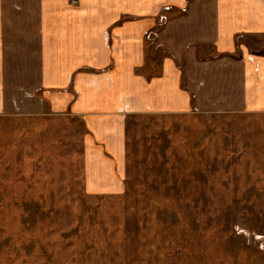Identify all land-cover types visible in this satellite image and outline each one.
Masks as SVG:
<instances>
[{"label":"rangeland","instance_id":"1","mask_svg":"<svg viewBox=\"0 0 264 264\" xmlns=\"http://www.w3.org/2000/svg\"><path fill=\"white\" fill-rule=\"evenodd\" d=\"M177 66L163 105L116 119L0 115V264H264V106Z\"/></svg>","mask_w":264,"mask_h":264},{"label":"crops","instance_id":"2","mask_svg":"<svg viewBox=\"0 0 264 264\" xmlns=\"http://www.w3.org/2000/svg\"><path fill=\"white\" fill-rule=\"evenodd\" d=\"M252 38L264 39V0H0V115L49 107L116 119L125 107L162 104L182 62L203 87L215 74L228 90L236 80L240 103L259 108L264 58L256 72L246 58ZM154 46L167 53L160 61ZM203 47L214 60H200ZM155 66L159 75L142 74Z\"/></svg>","mask_w":264,"mask_h":264},{"label":"built area","instance_id":"3","mask_svg":"<svg viewBox=\"0 0 264 264\" xmlns=\"http://www.w3.org/2000/svg\"><path fill=\"white\" fill-rule=\"evenodd\" d=\"M72 4L73 5H78L79 4V0H72Z\"/></svg>","mask_w":264,"mask_h":264}]
</instances>
